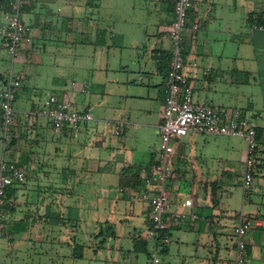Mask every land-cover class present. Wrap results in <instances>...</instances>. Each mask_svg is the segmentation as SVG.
Returning a JSON list of instances; mask_svg holds the SVG:
<instances>
[{"label":"crops","instance_id":"1","mask_svg":"<svg viewBox=\"0 0 264 264\" xmlns=\"http://www.w3.org/2000/svg\"><path fill=\"white\" fill-rule=\"evenodd\" d=\"M4 1L0 0V27ZM157 2L161 4L159 13L156 3L153 11L144 14L154 18L146 29L141 28L143 23L139 24V41L130 40L131 45L139 44V67L133 69L130 64H123L114 78H104L111 67L109 54L113 40L125 42L126 37L118 31L120 17L114 18L115 11L108 0H31L23 9L28 33L17 58L23 66L24 80L14 103L13 128L16 129L12 130L13 138L4 145L3 157L7 153L16 156L18 159L10 161L25 166L29 175L24 184L7 190L6 232L11 236V244L7 238L1 239L7 247L4 246L5 251L1 249L0 263L12 255L19 259L23 253V257L29 255V260L17 264H49L57 259L62 262L84 257L87 245L81 244L78 238L81 220L93 218L96 228H101L103 223L111 224L107 209L113 202L129 205L122 223L135 219L133 212L136 215L135 210L139 208V228L150 227V204L137 203L131 197L137 188L144 189L143 177L157 162L161 151L156 148L161 142L172 46L169 30L175 13L174 0ZM197 22L201 28L193 31V24ZM253 25L264 26V0H194L185 32L187 82L197 102L216 105L228 112L240 109L255 119L259 165L253 185L246 193L243 172L247 145L240 151L224 147L221 152L210 153L217 155L216 159L222 163L220 179L210 181L208 177L207 181L199 182L200 188L193 197L184 196L186 187L197 184L181 171L182 164L188 157L193 161L198 153H207V149L201 142L174 141V174L168 183L173 210L190 215L197 213L199 218L170 225L166 231L167 242L153 239L152 258L157 252L162 264H234L237 253L234 229L242 220L253 222L246 236L247 256L243 264H264V31L253 29ZM86 43L92 46L91 57L97 56L99 64L90 63L85 67L86 76L81 77L77 66V77L71 85H82V89L89 88L90 81L96 82L104 102L109 93L114 99L115 113L103 135L94 132L96 119L92 109L95 107L91 97L73 100L74 94L69 93L72 87L63 73L43 76L42 81L37 77L39 71L50 66L49 59L56 53L73 57L74 48ZM1 56L0 51V92L8 71L14 70L13 65L9 68L1 63ZM49 81L58 86L63 92L61 97L70 101L75 110L90 113L92 127L88 122L84 124L85 131L82 127L79 131L57 132L47 118H39L34 123L26 121L25 115L49 97L41 94V89L46 88L45 82L48 86ZM107 84H111L110 91ZM113 121L129 124L118 139L110 125ZM81 150H84V160L80 163ZM113 184H119L116 195ZM237 184L241 191L235 188ZM76 185L90 189L87 195L81 196L82 202L74 201L70 205L67 199L73 201L75 192L60 194L56 188ZM42 188L47 193L34 194ZM188 198L194 200L191 209L182 206ZM93 233L95 238L103 235L101 230ZM138 237L139 249L148 252L149 243L142 241V245L141 240L145 238L139 234L134 240ZM55 245L59 250L52 252ZM115 251L125 253L124 248ZM31 254L40 256L38 263L35 258L31 261Z\"/></svg>","mask_w":264,"mask_h":264},{"label":"built area","instance_id":"2","mask_svg":"<svg viewBox=\"0 0 264 264\" xmlns=\"http://www.w3.org/2000/svg\"><path fill=\"white\" fill-rule=\"evenodd\" d=\"M194 0H174V19L169 30L171 40V59L167 76V97L165 111L161 124L162 149L157 162L151 167L149 173L143 177V193H133L132 200L142 199L150 204L149 238L167 242L166 231L172 224L184 223L188 219L193 221L199 218L197 213L186 214L173 210V202L168 183L174 174L173 143L179 137L191 132L225 135L244 138L247 142L246 158L243 172V188L247 193L253 185L254 173L259 165L258 134L255 119L244 114L240 109L228 112L219 106L209 103L197 102L194 98L193 88L188 84L185 75V32L188 26L189 15L193 9ZM31 4V0H5L3 3V24L0 27V41L12 58L20 54L21 46L25 41L28 28L23 20V9ZM201 28V23L193 24V31ZM253 29L264 31V26L253 25ZM24 76L13 69L7 73L6 81L0 92V111L4 132V139L13 138L12 128L16 122L14 103L21 93ZM82 92H89L84 86ZM47 118L57 132L79 131L84 124L90 122V113L75 110L73 104L62 98L61 95H51L44 99L25 115L29 123L39 118ZM116 136H122L128 123L113 121L110 123ZM29 169L13 162L2 160L0 162V240L7 238L11 244V236L6 232L5 206L7 190L26 182ZM193 199H185L182 206L194 207ZM251 220H242L235 227L237 239L236 258L234 264H243L247 256L246 236L252 227ZM264 226V221L262 222ZM149 264H162L156 252Z\"/></svg>","mask_w":264,"mask_h":264},{"label":"rangeland","instance_id":"3","mask_svg":"<svg viewBox=\"0 0 264 264\" xmlns=\"http://www.w3.org/2000/svg\"><path fill=\"white\" fill-rule=\"evenodd\" d=\"M109 3L112 5L114 9V18L115 16L118 19V31L123 32L124 36L126 37V41L123 42L120 41V39H115L113 48L109 54V64L110 69L108 70V75H106L104 78H114L117 76L118 69H121L123 64H130V66L135 69L136 67H139V44L137 46L131 45L130 40H136L139 41V24L141 25V28L146 29V26L148 22L152 21L153 19L147 18L144 16L146 11H153V7H155L156 3L158 13L161 9V4L157 2V0H108ZM69 6H65V9H68ZM150 28V27H149ZM87 41V39H84ZM149 42V41H148ZM82 44V43H81ZM93 48L89 44H83L80 46V48H74V54L73 57H71L69 54L66 53V55H55V57L49 59L50 66L45 67L41 71L38 72L37 77L39 81H42L43 76L50 77L51 74H61L63 73V76L66 81H68V84L72 89L69 91V93H73L74 95L71 96L73 100H77L79 98H87L91 97L92 105L95 107L92 109L93 114L95 115L96 121L93 122L94 125V132L99 131L102 135L104 130H108V122L112 119V115L115 113L113 109L116 108V104L114 102V99L112 96H110V93L106 95V102H104L103 94L100 93V85L98 83H93L90 81L89 84V91L87 93H83L81 86L79 87H73L72 80H76L77 75L75 74L77 70V66L79 67V73L81 76H86L85 73V67H88L90 63L96 62L99 64V58L96 59V57H91V54ZM0 51L2 53L1 56V63L6 67H12L14 66V71L18 73H22L21 70L23 69V66L21 65V61L19 58H12L8 53L7 49L3 46L2 42L0 41ZM78 55L79 57H76ZM89 73L87 72V75ZM76 76V77H75ZM28 85V81L26 82ZM46 88L41 89V94L43 97H48L51 94L56 95H62L63 92L60 91L54 83L49 81L48 86H46V82L44 85ZM4 87V86H3ZM2 87V88H3ZM1 88V89H2ZM107 89L110 91L111 84H107ZM78 102V101H77ZM0 105H1V99H0ZM110 108V109H109ZM92 122H90V126L92 127ZM128 123V122H127ZM90 127V129H92ZM84 131L86 128L84 127ZM16 128H12L14 131ZM87 132V131H86ZM0 136L2 137V141H0V162L2 160L10 161L13 159H18L16 156L12 155L11 153H7L5 157H3L4 153V145L5 143H9L10 141H6L4 139V132L3 129L0 131ZM116 139H118L117 136H115ZM181 142H190L193 143H199L201 142L202 145L206 146L207 153H204L203 155L198 153V157L191 161L188 157V159L183 162L181 167V171L183 173H187L189 178L191 180H195L197 185H189L184 189V196H191L193 197L196 189H199V182L200 181H207V178H210V181H216L220 179V174L222 172V163L216 158H218L217 155L210 154L212 152H221L225 148H234L236 151H240L247 145V142L244 138H237V137H231V136H225V135H217V134H206V133H198V132H191L186 136L179 137ZM216 140L218 142H216ZM198 145V144H197ZM225 147V148H224ZM158 150L162 149V141L156 148ZM79 162H83L84 160V150H81V154L78 157ZM60 171H56V173H59ZM196 173V175L194 174ZM54 174V173H53ZM239 187L237 184L235 186ZM119 188V184H113V194L116 195ZM47 190H50L49 188H46ZM89 187L85 185H76V186H58L56 190H59L60 194H68V192L74 191V198L73 201L71 198H68L69 204L73 205L74 201H79L78 203L82 202L81 196H85L88 194ZM239 191L240 187L238 188ZM47 193V191L42 188V190H36L34 191V194H41V193ZM128 192V190H126ZM143 193V188H137L133 191V193ZM131 194V192H130ZM42 195V194H41ZM137 203L144 202L142 199L136 201ZM125 204V205H124ZM124 205V207H122ZM128 203L127 202H119V205L116 203H112V207L107 209V214L111 215L112 220L111 224L109 223H103L104 225L101 228H96L93 224V218H83L79 224L80 226V234L78 235L79 242L81 244H86L87 247L85 249V255L82 258L78 259H65L62 262L60 260H53L50 261L49 264H145L150 258H152L153 252H154V241L153 239L148 238L150 228L144 225L143 227L139 228V208H136L135 214L133 212V216L135 219H130L128 221H125L122 223V219H124L123 213H128ZM144 217L146 214L143 215ZM141 216V217H143ZM106 222L107 219H104ZM102 231L103 235L102 237L95 238L93 235L95 231ZM137 230V231H136ZM93 234V235H92ZM141 236L144 240H141V244L143 242H148L149 249L148 252L141 251L139 249V237L138 239L134 240V236ZM147 237V238H146ZM174 235V240H175ZM105 239V242L102 243L101 241ZM143 241V242H142ZM143 245V244H142ZM7 247V244L0 240V254L1 249L5 251V247ZM36 246V245H35ZM142 247V246H141ZM10 248V247H9ZM125 249V253L122 255L115 251V249ZM35 249V247L33 248ZM59 250V247L55 245L53 249H51L52 252H56ZM24 255V253H23ZM23 255L20 256L19 259H15V257L12 255L10 258L6 257L5 261H1L2 264H17L20 261H28L29 255L23 257ZM120 257V258H118ZM125 257V260L123 259ZM166 258V256H163ZM31 261L33 258H35V262H39L40 256L31 254ZM0 263V264H1Z\"/></svg>","mask_w":264,"mask_h":264},{"label":"trees","instance_id":"4","mask_svg":"<svg viewBox=\"0 0 264 264\" xmlns=\"http://www.w3.org/2000/svg\"><path fill=\"white\" fill-rule=\"evenodd\" d=\"M170 59H171V54H170V56H169V67H170ZM167 76H168V74H167Z\"/></svg>","mask_w":264,"mask_h":264}]
</instances>
